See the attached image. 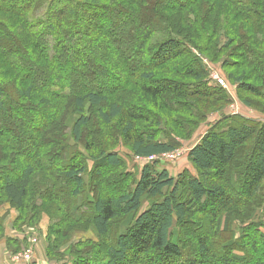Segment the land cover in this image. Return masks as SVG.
I'll use <instances>...</instances> for the list:
<instances>
[{
    "label": "trees",
    "instance_id": "1",
    "mask_svg": "<svg viewBox=\"0 0 264 264\" xmlns=\"http://www.w3.org/2000/svg\"><path fill=\"white\" fill-rule=\"evenodd\" d=\"M2 3L0 118L18 135L0 128V209L18 211L17 229L48 217L49 261L264 264V122L225 114L231 95L203 60L264 103V0ZM213 112L187 155L195 174L160 160L128 171L120 146L173 150Z\"/></svg>",
    "mask_w": 264,
    "mask_h": 264
},
{
    "label": "rangeland",
    "instance_id": "2",
    "mask_svg": "<svg viewBox=\"0 0 264 264\" xmlns=\"http://www.w3.org/2000/svg\"><path fill=\"white\" fill-rule=\"evenodd\" d=\"M5 0H0V3L4 2ZM19 3V2H18ZM3 4V3H2ZM102 12H100L101 14ZM102 17V14L101 16ZM11 21V19H10ZM12 23V22H11ZM8 26L10 27V29H12L10 23H5L4 24V28H6V30H8ZM82 26V25H80ZM9 31H12L9 32ZM9 32V37H10V43L13 45V48L15 49L16 45L20 42L21 44L23 43V38L20 36V34L16 31V29H12V30H8ZM40 35H41V30H40ZM0 36L3 37L4 41H6L7 39V35L6 33L0 29ZM42 37H43V34H42ZM44 39V38H43ZM42 39V40H43ZM22 46H24V44H22ZM27 50V48H26ZM208 65H209V68L211 69H215L217 70V72L219 74H223V71L222 69L220 68V65L215 64L213 62H210L208 61ZM28 65H26V69L24 68L23 71H27L28 69ZM29 70V69H28ZM211 72V70H210ZM225 77V76H224ZM237 87V85H235ZM230 87H231V91H228L231 95V103H229L226 107L227 111L225 110V114L228 113V114H241L242 116L246 117L247 119L250 118V120H255L257 122H264V112L262 111V109L260 108H263L264 106V103L262 102H258V101H253V105L252 106H248L246 104H244L241 100V98L238 96V93H237V90L236 88L230 84ZM233 107H237L239 109H237V112H234L233 110ZM209 110H207L208 112L209 111H212V109H210L208 107ZM221 118V114L219 112H213L212 114H210L208 116V118L206 119L205 122H202L198 128L196 129V132L194 133L193 136H191V138H186V135L184 136V138H177L178 141H179V145L178 147L176 148H182L185 150L184 154L180 155L179 158L175 159V160H172V161H169V162H165L163 161L162 164H160V167H163V168H167L171 174H173L174 176H176L179 171H184V170H189L190 174H195L196 171L194 169V167L192 166V164L189 162L188 158H187V155L190 151V149H192V147L198 142L200 141V139L203 137V135L206 133L207 130H209V128L215 123L217 122L219 119ZM0 128L4 130V132L6 133V135H8L10 138H13V139H16L17 138V135H18V132L14 131L13 129H8L4 127L5 124H3L1 122V118H0ZM119 152H120V155L124 158V160L127 162V165H128V171H131L132 173L134 174H139V172L142 170L143 166L147 163V162H139L135 159V157L132 156V153L130 151L129 148H127L125 145H122L120 146V148H118ZM238 181V179H237ZM11 210L13 211H17L15 208L11 207L9 204H6L4 205L1 209H0V215L1 216H4V228H5V231H4V235L2 238H0V241H4L7 245V249L9 250L10 254L9 255H13V257H15L16 255L20 256V254L25 257V253H29V258H26V260H30L32 258V254H33V251H34V248L32 246L33 243H35L37 241L36 237H38V234L36 233V231L34 230V228L32 227H23L22 229H17L16 226H14V220L16 218L13 219L12 223H11V231L15 232V233H18V235H11V236H8L6 231H7V227H8V224H7V221L6 219L8 218V215L10 214ZM6 222V224H5ZM33 232L32 235H27L28 236V239L27 238H23L22 240H27L26 242V246L23 248V250L21 251H18L17 253L13 252L10 247H9V244H8V239L9 238H13V239H19L18 237H24L25 234H28L29 232ZM46 235H47V232L45 234L43 238V240H45L46 242ZM87 236H93L92 233H83V234H78V237H87ZM21 240V239H20ZM45 248H46V243H45ZM262 255V254H261ZM45 259L48 260L47 256L45 255ZM51 264H54V263H62L64 264L63 261H59V262H54V261H49ZM69 263L72 264V262H70L68 260Z\"/></svg>",
    "mask_w": 264,
    "mask_h": 264
},
{
    "label": "crops",
    "instance_id": "3",
    "mask_svg": "<svg viewBox=\"0 0 264 264\" xmlns=\"http://www.w3.org/2000/svg\"><path fill=\"white\" fill-rule=\"evenodd\" d=\"M18 215V211H13L11 210L10 214L8 215V218L6 219L8 227H7V235H18V233H15L11 231V223L14 218H16ZM49 219L47 216H43V219L40 223L39 226L34 228L36 233L38 234V237H36L37 241L32 244L34 251L32 254V258L30 260H26L25 257H23L21 254L20 256L16 255L13 257V255H9L10 252L7 249V245L4 241H0V264H51L48 262V260L45 259V240H43L42 237L45 236L47 232V227H48ZM6 224V222H5ZM32 235L33 232H29L28 234H25L24 237H18L19 239L27 238V235ZM64 264H71L68 262V260L63 261ZM54 264H59V263H54ZM62 264V263H60Z\"/></svg>",
    "mask_w": 264,
    "mask_h": 264
},
{
    "label": "built area",
    "instance_id": "4",
    "mask_svg": "<svg viewBox=\"0 0 264 264\" xmlns=\"http://www.w3.org/2000/svg\"><path fill=\"white\" fill-rule=\"evenodd\" d=\"M204 62L208 65V59L207 58H203ZM209 67V65H208ZM211 72H210V77H211V80L212 82L216 83V84H219L221 85L223 88H225L227 91H231V87H230V83L227 81V79L222 75V74H219L217 72V70L215 69H211ZM235 88L236 86L233 85ZM233 110L234 112H237V108L236 106L233 107ZM185 150L182 149V148H175L173 150H170V151H167V152H163L161 154H158V155H152V156H135V159L139 162H151V161H154V160H160V161H165V162H169V161H172V160H175L177 158L180 157V155L184 154ZM29 253H25V257L26 258H29Z\"/></svg>",
    "mask_w": 264,
    "mask_h": 264
}]
</instances>
